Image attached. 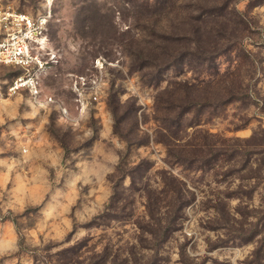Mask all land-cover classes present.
I'll return each mask as SVG.
<instances>
[{"label": "rangeland", "instance_id": "374dc122", "mask_svg": "<svg viewBox=\"0 0 264 264\" xmlns=\"http://www.w3.org/2000/svg\"><path fill=\"white\" fill-rule=\"evenodd\" d=\"M8 6L48 58L39 102L0 64V264H264V0ZM195 14L222 52L159 56Z\"/></svg>", "mask_w": 264, "mask_h": 264}, {"label": "built area", "instance_id": "2783aa9c", "mask_svg": "<svg viewBox=\"0 0 264 264\" xmlns=\"http://www.w3.org/2000/svg\"><path fill=\"white\" fill-rule=\"evenodd\" d=\"M47 18V14L31 15L9 6L0 10V64L21 69L10 82L8 92L26 90L35 102H39L41 76L48 58L42 42ZM91 98L95 100L97 96L93 94ZM45 101L51 102L52 98L47 97Z\"/></svg>", "mask_w": 264, "mask_h": 264}, {"label": "trees", "instance_id": "16d2710c", "mask_svg": "<svg viewBox=\"0 0 264 264\" xmlns=\"http://www.w3.org/2000/svg\"><path fill=\"white\" fill-rule=\"evenodd\" d=\"M160 1H163V0H160ZM157 5H159V8L165 7V5L161 4L159 1L155 2L154 7ZM187 7L190 8V6H188V5H187ZM200 10H202V9H200ZM190 12H191V10H190ZM200 17H201L200 14L191 15L192 20L190 21L188 31L191 34L192 38H189L188 40H186L185 36H182L183 38L181 36L179 37V36H177L179 34L171 33L172 31L171 32L165 31L164 28L160 27L157 29V28L153 27L154 32L156 34V38L159 40V46L161 48V51L159 52V56H162V57L167 56L170 58L171 62H173L175 60V58H176L175 55L179 56L180 54H184L185 56L193 55L191 57L200 58L201 60L211 61L213 59V56H215L219 52H222V51H219L218 53H214L213 51L203 52V51H199V50H189L190 45L195 46V48H198L201 45L200 43H201L202 39L199 41L196 37L198 32H200V25L198 24L202 20V18H200ZM183 30L186 32L185 28ZM182 40H186V42H187L186 48H185V46L184 47L182 46L181 49L183 51L171 52V48L169 49V47L171 46L173 48V50H175V47H177V44H179V45L184 44L185 41L182 42ZM166 43H167L168 47H165L164 44H166ZM180 116L181 115H179V113L175 116V119H176L175 121H176L178 126H179L178 122H179ZM119 169H120V166H117L116 170L119 171Z\"/></svg>", "mask_w": 264, "mask_h": 264}]
</instances>
